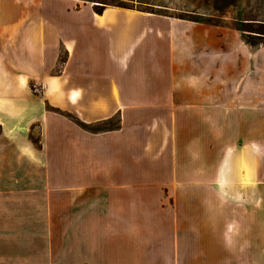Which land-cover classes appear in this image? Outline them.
Returning <instances> with one entry per match:
<instances>
[{
	"label": "crops",
	"instance_id": "crops-1",
	"mask_svg": "<svg viewBox=\"0 0 264 264\" xmlns=\"http://www.w3.org/2000/svg\"><path fill=\"white\" fill-rule=\"evenodd\" d=\"M53 1L0 0V76L13 86L0 105V194L11 161L17 180L80 200L68 201L64 238L51 207L48 253L25 250L17 264H264V46ZM53 109L118 127L91 133Z\"/></svg>",
	"mask_w": 264,
	"mask_h": 264
},
{
	"label": "rangeland",
	"instance_id": "rangeland-1",
	"mask_svg": "<svg viewBox=\"0 0 264 264\" xmlns=\"http://www.w3.org/2000/svg\"><path fill=\"white\" fill-rule=\"evenodd\" d=\"M55 0V6L49 3L48 8L55 7L57 11H61L64 7L79 10L83 6H100L101 3H107L108 7H124L139 12H153L157 15L167 16L171 18H184L187 21L201 20L210 21L212 24L224 30H235L234 23L238 17L239 11L246 7L248 0H236L235 5H228V0L217 2L216 0ZM120 8V7H118ZM43 11V6H42ZM193 22V21H192ZM204 24V23H203ZM214 26V25H213ZM240 33V32H239ZM241 34V33H240ZM242 36V34H241ZM264 46V45H257ZM63 53L61 59H64ZM58 71V70H56ZM31 88L34 90L33 86ZM13 90L12 85H8L0 76V105L11 99ZM49 108V107H48ZM68 118V117H66ZM95 133L102 131H112L118 127L116 118L100 124H94ZM92 133V132H91ZM29 139L37 148L40 145L41 131L38 126H32L29 133ZM20 150H10L12 157L20 156ZM15 166L9 164V180L8 191L4 195L0 194V257L1 250L7 252L9 264H17V259L23 256L25 250L29 253L33 248H40L43 254L48 253L50 246L47 245L48 236H55L54 230L50 234L48 227L50 212L52 208L57 212V223L59 225L56 230V236L64 238L68 234V230L64 227V220L68 218V201H78L77 197H71L68 192H49L48 182L41 180H17L12 173L15 172ZM56 193V196H54ZM69 195V196H68ZM54 211V212H55ZM61 213V214H60ZM67 213V214H65ZM52 221V219H51ZM57 225V224H56ZM41 239V244H33V240ZM59 242V240H57ZM64 244H58L56 251L59 254L65 252ZM47 257L41 256V260Z\"/></svg>",
	"mask_w": 264,
	"mask_h": 264
},
{
	"label": "trees",
	"instance_id": "trees-1",
	"mask_svg": "<svg viewBox=\"0 0 264 264\" xmlns=\"http://www.w3.org/2000/svg\"><path fill=\"white\" fill-rule=\"evenodd\" d=\"M90 2H95L88 0ZM217 2L223 0H216ZM236 0H228V5H235ZM100 6H94L93 10L96 14L101 15L106 8H108L107 3H101ZM114 7V6H113ZM124 8L121 6H117ZM128 9V8H125ZM133 10V9H132ZM153 13V12H148ZM155 14V13H154ZM184 19V18H179ZM187 20V19H184ZM197 23H204L208 25L220 26L219 24H212L210 21H201V20H190ZM234 29L239 31L242 34L244 41L250 46L264 45V0H248L246 7L239 11L238 17L235 19ZM65 62V59H60V63ZM53 111L68 117L73 123L79 126L81 129L95 133L96 130L91 124H86L73 115L69 113L62 112L60 110Z\"/></svg>",
	"mask_w": 264,
	"mask_h": 264
}]
</instances>
